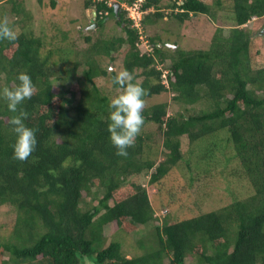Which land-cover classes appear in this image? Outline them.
Listing matches in <instances>:
<instances>
[{
	"label": "trees",
	"instance_id": "trees-1",
	"mask_svg": "<svg viewBox=\"0 0 264 264\" xmlns=\"http://www.w3.org/2000/svg\"><path fill=\"white\" fill-rule=\"evenodd\" d=\"M16 1L0 0L1 15L7 3L16 14L24 10ZM115 2L86 1L99 26L112 15L124 35L99 39L84 60H71V50L46 49L45 39L31 32L0 39V88L15 87L20 72L36 85L21 107L38 141L28 159L14 157L13 113L0 97V207L9 204L16 213L13 231L0 240V264H264V0H144L146 34L170 17L192 19L207 42L191 49L175 42L173 48L149 36L152 50L144 52L138 28L126 10L115 13ZM227 9L230 25L222 20ZM122 46L124 69L148 89L144 101L165 91L181 104L208 103L192 114L169 113L167 102L144 106V124L127 156L117 155L110 140L111 97L97 82L116 72L95 57ZM81 64L87 66L82 76ZM184 136L208 139L206 156L218 151L236 161L246 187L235 183L233 198L216 209L184 218L167 212L160 220L136 178L146 172L159 188L185 158Z\"/></svg>",
	"mask_w": 264,
	"mask_h": 264
},
{
	"label": "rangeland",
	"instance_id": "rangeland-1",
	"mask_svg": "<svg viewBox=\"0 0 264 264\" xmlns=\"http://www.w3.org/2000/svg\"><path fill=\"white\" fill-rule=\"evenodd\" d=\"M48 1L46 0V4L42 5L39 0H17V5L24 7V10H20L19 14L12 11L11 3H7L5 5L7 13L5 16L0 13V18L6 20L17 34L25 31L42 36L46 42V49L59 47L63 52L71 50V60H84L87 57L86 50L99 39L107 40L124 35L122 26L118 25L112 15L106 19L102 27L99 26L96 22V16L93 15L95 7L87 8L85 5L87 0H58L59 4L56 9L51 8L50 5L47 6ZM118 1L124 2V0ZM3 9L4 7H0V12ZM149 11H155V8H151ZM226 12L223 13L222 20L227 25L233 24L232 13L229 9ZM95 23H97L96 26ZM196 28L198 25L192 19L181 23L175 17H170L161 20L157 25H151L150 29H146L148 33L144 35L145 41L150 37H155L158 41V36H161L165 44L175 45L177 42L183 49L206 47L207 42H203L202 32L198 33ZM86 36L91 38L90 42L85 39ZM145 43L143 40L139 43L142 52L146 51ZM161 45L163 43H160ZM125 52L126 47L122 46L117 52H112V55L96 54L95 57H97L100 67L108 68L109 71H115L117 74L124 69ZM60 54L62 53L57 52V59H60ZM86 68L87 66L81 64L77 74L82 76V72ZM141 81L142 77H138L135 83ZM97 82L110 97L122 91L120 85L113 83L112 76L99 78ZM54 86L55 89H59L58 80L55 81ZM166 102L169 113L182 112V110L191 114L198 113L208 104L205 99L192 105L181 104L172 98L171 93L164 91L147 98L144 106ZM223 134L224 132L221 133V135ZM208 137L212 138L211 136ZM181 141L185 158L166 177H163L159 183V188L156 186L157 184L152 186L149 183L150 176L146 172L136 178L137 182L147 187L155 207L156 216L160 220L164 218L162 213L167 212H172L176 217L184 218L216 209L233 198L235 193H233L234 190L231 192L230 188L235 183H239L242 189L246 187L245 182L238 176L239 167L236 161H228L218 151L213 154V157L206 156L209 154L206 151L208 139L190 141L184 136ZM159 159L162 160L163 156H160ZM187 163H190L191 168ZM209 170L214 171L216 176L211 174V177L210 174H207ZM15 219L16 213L11 205L7 204L0 207V240L6 238L13 231ZM147 231L148 229L137 231L132 238L136 240Z\"/></svg>",
	"mask_w": 264,
	"mask_h": 264
},
{
	"label": "clouds",
	"instance_id": "clouds-1",
	"mask_svg": "<svg viewBox=\"0 0 264 264\" xmlns=\"http://www.w3.org/2000/svg\"><path fill=\"white\" fill-rule=\"evenodd\" d=\"M116 2L121 1L117 0ZM121 7L123 8L122 5ZM123 10L126 9L123 8ZM131 21L133 23V20ZM134 26L138 28L140 37L145 35L142 21L141 27ZM16 38V31L9 26L6 20H0V39L15 41ZM147 42V44L145 43L146 51H150L152 50V46L149 43V38ZM16 80L17 84L15 87L4 86L0 88V97L6 99L7 108L13 113L10 120L11 131L15 135L13 155L19 160H26L34 152L38 141L36 129L29 127L25 123L28 113L21 106L25 100L30 99L34 95L36 85L27 72L18 73ZM133 80L134 77L131 72L127 69L120 70L113 77V83L120 85L122 91L111 97L108 104L109 113L107 119L109 122L107 128L110 134V140L116 147L117 155L120 156L128 155V148L136 143L137 136L140 134L145 121L143 115L145 105L144 97L147 95L148 89L141 84L134 83ZM164 82H166V75H164Z\"/></svg>",
	"mask_w": 264,
	"mask_h": 264
},
{
	"label": "built area",
	"instance_id": "built-area-1",
	"mask_svg": "<svg viewBox=\"0 0 264 264\" xmlns=\"http://www.w3.org/2000/svg\"><path fill=\"white\" fill-rule=\"evenodd\" d=\"M144 0H135L134 3L130 4L127 1H124V3L122 4L123 8L126 9L128 11V16L131 20H133L134 25H136L137 27H141V21L144 17V10H142V5L141 3ZM108 5H112L113 4V0H107ZM141 39L144 40V42H146V44L148 43L147 40L145 41L144 36H141Z\"/></svg>",
	"mask_w": 264,
	"mask_h": 264
},
{
	"label": "water",
	"instance_id": "water-1",
	"mask_svg": "<svg viewBox=\"0 0 264 264\" xmlns=\"http://www.w3.org/2000/svg\"><path fill=\"white\" fill-rule=\"evenodd\" d=\"M114 6H115V10H116V12H118V10H119V8H120V2H116ZM95 12H96V11L93 10V15H94V16H96V13H95ZM93 20H94V19H93ZM93 20H92V21H93ZM96 24H97V23H95V26H96ZM170 45H171V44H168V46H170ZM171 46H172L173 48H175V45H171Z\"/></svg>",
	"mask_w": 264,
	"mask_h": 264
},
{
	"label": "flooded vegetation",
	"instance_id": "flooded-vegetation-1",
	"mask_svg": "<svg viewBox=\"0 0 264 264\" xmlns=\"http://www.w3.org/2000/svg\"><path fill=\"white\" fill-rule=\"evenodd\" d=\"M122 4H123V3L120 2V8H119L118 12H116V10H115V13H119V12L122 10V7H121ZM95 13H96V12H95ZM127 13H128V12H127ZM118 19L120 20V16H118Z\"/></svg>",
	"mask_w": 264,
	"mask_h": 264
}]
</instances>
